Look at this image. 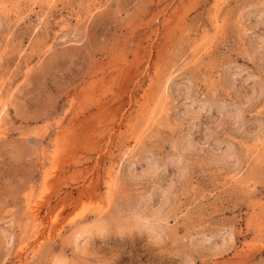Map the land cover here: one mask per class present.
<instances>
[{"label":"rangeland","instance_id":"rangeland-1","mask_svg":"<svg viewBox=\"0 0 264 264\" xmlns=\"http://www.w3.org/2000/svg\"><path fill=\"white\" fill-rule=\"evenodd\" d=\"M0 264H264V0H0Z\"/></svg>","mask_w":264,"mask_h":264}]
</instances>
